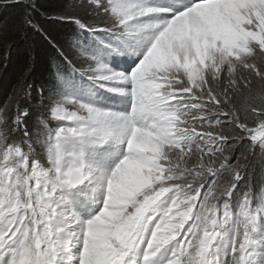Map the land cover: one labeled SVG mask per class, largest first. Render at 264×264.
Segmentation results:
<instances>
[{
    "label": "snow or ice",
    "instance_id": "snow-or-ice-1",
    "mask_svg": "<svg viewBox=\"0 0 264 264\" xmlns=\"http://www.w3.org/2000/svg\"><path fill=\"white\" fill-rule=\"evenodd\" d=\"M23 7L11 21L0 20V36L17 39L3 50L25 49V77L40 59L49 61L61 92L53 98L38 90L40 102L34 104L27 85L10 97L14 112L0 105V264H58L69 229L82 246L77 264H124L147 227L146 214L170 192L175 199L146 241L145 262L157 264L154 258L170 245L169 264H257V245L264 243L257 239L264 225V187L259 207L246 196L237 213H230L220 202L230 199L248 155L257 148L264 153V0H65L55 12L42 9L37 0H23ZM59 20L124 36L125 49L150 47L129 75L112 72L78 41L58 36L44 23ZM182 33L191 39H173ZM217 35L222 38L213 48ZM205 38L206 53L200 47ZM201 59L207 67L201 68ZM237 64L247 75L235 76ZM5 66L0 62V69ZM65 67L101 87L126 82L130 112L102 110L65 96L73 86ZM150 101L160 106L161 117L180 121L176 134L186 138L175 159L168 157L171 141L158 163L150 162V152L147 159H137V134L159 135L157 115L142 114ZM34 110L40 113L34 142H13L17 133L28 136ZM49 120L72 123L52 130ZM245 140V150L233 162V152ZM110 144L126 145L127 155L108 174L101 165ZM35 145L46 149V166ZM90 151L97 163L88 159ZM86 182L101 207L85 224L72 195Z\"/></svg>",
    "mask_w": 264,
    "mask_h": 264
},
{
    "label": "rangeland",
    "instance_id": "rangeland-1",
    "mask_svg": "<svg viewBox=\"0 0 264 264\" xmlns=\"http://www.w3.org/2000/svg\"><path fill=\"white\" fill-rule=\"evenodd\" d=\"M76 2H79V0H76ZM157 0H151V3H156ZM194 2L198 3L200 0H195ZM146 23H163V21H146ZM139 26L143 27V24H140ZM227 30H230V26H227ZM152 31L151 29H145V32ZM100 34V35H98ZM158 34V33H157ZM88 38L84 39H76L78 41V46L81 47V50L85 51L86 54L94 56L97 60L100 61L101 64H103L106 68H109L112 70V72H119L123 73L125 75H129L131 71L135 69V67L138 66V64L142 61L143 56L147 53V48L150 47V45H147L146 47H133L129 46L125 49V46L121 43V41H124L126 37L119 36L112 32H90L87 33ZM106 35V36H105ZM140 35H144V33H141ZM114 37V39H113ZM111 38V40H110ZM222 37L217 35L213 37L212 40V47L215 48V43L217 39H221ZM94 41V39L98 40L99 42H93L92 44H89L86 42V40ZM114 40V44H111ZM174 40L177 42L181 40H187L191 39L188 37L187 33H182L180 35H176L173 37ZM207 45L208 47V40L205 38L204 40L200 41V47L205 50V53L207 51V48L205 49L204 45ZM105 47L107 48V53L105 56L102 57L104 53ZM100 48V50H97ZM90 49V50H89ZM112 49H115L113 51ZM232 54L231 52L229 53ZM207 58V56H205ZM201 68L207 67L204 63V59L200 60ZM234 74L237 78H239L245 70L237 64L234 69ZM78 72V71H77ZM79 73V72H78ZM111 74V73H106ZM79 75L82 77L79 73ZM194 76L196 79H201V74L199 72H195ZM87 83H82L81 86H86L88 84H91L89 87H86L81 95L80 98H78V93L69 94V92H65L64 95L70 98L77 99L80 103H85L88 106L93 107H101L102 110H109V111H116L119 114H127L130 112V106H131V100L130 98L125 95L124 93H127L129 91V86L124 81H110V82H104L105 86L101 87L98 84L93 83L92 79L90 77L84 76ZM218 81L214 82V87H216ZM111 87L113 90L109 91L108 88ZM60 94H53V98H59ZM106 101V102H105ZM122 109V110H121ZM67 111H72L74 109H66ZM72 122L70 121H52L49 126L56 127L58 129L61 126H67ZM177 123H180L179 120H176L171 125L172 131L169 133V139L166 140L162 145H158L154 148H149L148 146H145V150L149 151L150 153L155 152L157 162H159L160 159L166 158L164 156L165 148L169 144L170 141H180L178 144H174V148H168V157H171L172 159H175V149H180V144L183 141V138L181 136H178L176 134V125ZM184 131L183 129H180ZM37 148V151L41 153V162L46 166L47 165V152L46 149H44L41 145H35ZM42 149H38V148ZM182 150V149H181ZM107 153V158L101 165L105 172L110 174L112 170L115 169V167L119 164V162L126 157L127 155V148L126 145H115L110 144L105 150ZM88 159L92 161L93 163H97L95 154L93 152L88 153ZM154 174V173H153ZM147 179V177H145ZM232 196V193H231ZM104 197L106 198V192L104 193ZM260 195H258L254 201H252V205L254 207H259L260 205ZM233 198V197H230ZM96 200V203L93 204V200ZM175 199V196L172 192L165 194L163 197H161L155 205H153V208L146 214L145 220L147 221V227L144 229L143 236H138L137 240L138 243L135 244L131 251H129L128 255L125 257L124 264H153V262H145L143 260V256L147 254L146 252V241L150 238L151 231H154L155 224L159 222V219L163 218L164 213H166L167 209L172 206V201ZM243 200V199H242ZM242 200L239 201H221V208L225 207V203L228 205H231L230 208H226L230 213H237L238 208L241 205ZM72 202L73 207L77 214L81 217V219L85 222H87L88 219L93 218L92 213L95 212L98 214L100 210V204H99V197L95 196L91 192V189L87 182L78 188L76 192L72 195ZM151 218V219H150ZM67 236L69 239V243L65 246L64 250L61 252L58 264H77V261L75 260V257L80 254L82 251V246L76 242L74 238L71 237V229L67 231ZM257 239L258 240H264V225L261 226L260 230L257 233ZM170 247L165 246V249L162 250L161 254L154 258V261L157 262V264H169L170 261V253L167 254V249ZM257 264H264V243L257 245L256 255L253 258Z\"/></svg>",
    "mask_w": 264,
    "mask_h": 264
},
{
    "label": "trees",
    "instance_id": "trees-1",
    "mask_svg": "<svg viewBox=\"0 0 264 264\" xmlns=\"http://www.w3.org/2000/svg\"><path fill=\"white\" fill-rule=\"evenodd\" d=\"M64 2L65 0H37L38 6L50 12L59 10ZM23 11V0H20V2H17V0H0V20L11 21V19L18 17ZM44 23L46 27H49L50 30L54 31V33L60 37H69L75 40L79 38L77 32L79 28L71 21H44ZM16 43L17 39L13 38L11 35L0 36V62L6 65L4 68L0 69V105L7 104L13 112L15 109V101L10 100V97L14 95V90L16 89L22 92L25 86L31 85L34 93L32 101L34 104L40 102L38 90H43L51 96L56 93L59 94L60 91L52 78L50 62L43 58L38 61L27 77L24 76V72L26 71L24 59L25 49L17 48L10 54L3 50L6 49L8 45ZM64 72L66 75H69V68L65 67ZM241 74V76L247 75L246 72ZM225 84L226 82L222 83L221 87L225 86ZM217 86H219V82L216 87ZM234 102H240L239 96L234 97ZM23 106L24 105L21 104V107ZM39 118L40 113L34 110L27 122L28 136L26 137L23 132L17 133L13 136V142L17 144H23L26 140L34 142L36 125ZM50 122L51 120H49L48 124H50ZM256 127H258V125ZM247 144L248 141L245 140L235 149L232 154L233 162L239 158ZM38 149H41V147ZM262 187H264V153L257 148L253 153L248 155L245 161V167L240 173V179L235 182V187L231 196L233 198L228 199V201H239L246 196L254 201L255 198L261 194ZM230 207L231 205L227 206V208Z\"/></svg>",
    "mask_w": 264,
    "mask_h": 264
},
{
    "label": "clouds",
    "instance_id": "clouds-1",
    "mask_svg": "<svg viewBox=\"0 0 264 264\" xmlns=\"http://www.w3.org/2000/svg\"><path fill=\"white\" fill-rule=\"evenodd\" d=\"M225 30H227V27L225 26ZM205 49L207 48V45H204ZM160 113V106L159 105H153V103L150 101L148 105L142 108V114L144 116L148 115H157V118L160 120V124L158 126V132L159 135L157 136H144L142 133L137 134V159L144 160L147 159L145 156V152H149L145 150V146H148L149 148H154L158 145H162L166 140L169 139V133L171 131V125L174 122V117L171 115H164L161 117L159 115ZM182 131V130H179ZM183 139L186 137L181 136ZM180 141H171L173 144H178ZM150 162L152 163H158L156 159L155 152L151 153ZM135 170V169H134ZM149 172H152V169H148ZM165 235H167L165 233Z\"/></svg>",
    "mask_w": 264,
    "mask_h": 264
},
{
    "label": "bare ground",
    "instance_id": "bare-ground-1",
    "mask_svg": "<svg viewBox=\"0 0 264 264\" xmlns=\"http://www.w3.org/2000/svg\"><path fill=\"white\" fill-rule=\"evenodd\" d=\"M83 31H84V30H80V29L77 30V32H78V33H81V34H87V33H88V32H86V31H84V32H83ZM105 102H106V101H105ZM121 110H122V109H121Z\"/></svg>",
    "mask_w": 264,
    "mask_h": 264
}]
</instances>
